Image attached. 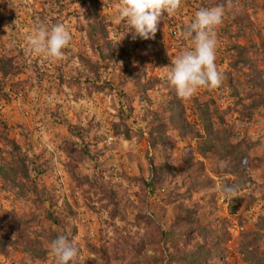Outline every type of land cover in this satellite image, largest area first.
Here are the masks:
<instances>
[{"label": "rangeland", "instance_id": "obj_1", "mask_svg": "<svg viewBox=\"0 0 264 264\" xmlns=\"http://www.w3.org/2000/svg\"><path fill=\"white\" fill-rule=\"evenodd\" d=\"M123 2L0 0V167L16 142L32 176L40 166L49 198L33 204L0 172V216L16 212L26 223L0 230L18 242L0 264H56L37 235L60 228L45 209L74 240L78 264H154L204 244V264H248L252 240L264 264V0H183L148 40L126 34ZM217 5L222 83L180 98L167 80L171 56L192 47L183 33L195 13ZM40 22L71 33L61 59L28 51ZM179 229L186 239L165 242L164 232ZM21 231L38 236L44 258L28 253Z\"/></svg>", "mask_w": 264, "mask_h": 264}, {"label": "clouds", "instance_id": "obj_2", "mask_svg": "<svg viewBox=\"0 0 264 264\" xmlns=\"http://www.w3.org/2000/svg\"><path fill=\"white\" fill-rule=\"evenodd\" d=\"M183 0H124L118 18L123 21L127 33L144 40L153 39L163 19L174 15ZM167 13V17L164 16ZM223 5L200 8L193 20L185 26L183 35L191 38L192 47L171 56L167 80L183 99L194 96L198 89L217 88L222 83V73L215 63L218 45L216 29L223 23ZM71 33L63 23L50 27L38 23L28 37V51L44 58L59 60L63 50L70 46ZM51 254L56 264H78V249L73 239L58 235L51 241Z\"/></svg>", "mask_w": 264, "mask_h": 264}, {"label": "trees", "instance_id": "obj_3", "mask_svg": "<svg viewBox=\"0 0 264 264\" xmlns=\"http://www.w3.org/2000/svg\"><path fill=\"white\" fill-rule=\"evenodd\" d=\"M91 7L94 8V6H91ZM207 109L209 108H207L206 106L203 107L202 112L204 111L206 113ZM201 117L205 119L203 113L201 114ZM208 122L209 123L206 124V128H205L206 131L208 132V136L210 135L215 136L216 134H218V131H216L215 128L213 127L214 123L210 119H208ZM225 133L229 137L228 132L225 131ZM127 137L128 138L130 137V131H127ZM12 144L14 148L13 151L15 154H13L11 161H9L8 163H5L4 166L0 167L1 175L3 176L4 179L12 180V183L20 189L19 193L22 196H25V195L33 196L34 197V200L32 201L33 204L39 203V205H43L46 202V198L47 199L49 198L47 197L48 192L46 188L42 187V185L40 186V184L38 183L39 178L41 176V170L39 168L40 166L35 169L33 168L34 174L32 176L30 172L31 171L30 166L27 164V162L31 159L29 158L27 154H24L22 152V148L16 142L12 141ZM208 149H209V152H214L213 150L215 148L211 144V146H208ZM243 156L246 157L244 152H243ZM32 165H34V163ZM231 171L233 172L232 169ZM236 185H238V187H244L245 182L243 180H239V181H236ZM233 190H234V187L231 189V192ZM231 210L232 212H234V208H232ZM45 217L48 218V221H51L54 224L60 226L58 230L41 228L40 229L41 234H37L40 238L42 237V240L46 238V240H48V242L51 244V241L54 240L58 235H65L64 229H63L64 226L61 224L58 218H56L54 214L51 212V210L49 209H45ZM188 219H189V216L183 220H188ZM22 223L26 225L23 219H21V217H19V215L16 212L7 213L4 216H0V230L6 227L12 230H15L19 227H22L23 226ZM187 233H188L187 229H181V230L179 229L177 237H175L176 236L175 232L173 233V230H171L169 232H164L163 238L165 242L169 241L173 243V239H178V240H181L183 238L186 239ZM21 234H23V231L19 232V235H20L19 238L25 241L26 247H27L26 250L28 251V253H31L34 257L40 258V259L44 258L47 255V252H44V250H42L41 240H39L38 236H33V237L26 236L24 238V236H22ZM256 240L258 241V239ZM188 242L189 240H186L185 244H188ZM17 243L18 242L13 240V238H11L10 236L0 233V253L6 254L7 250L10 247L12 246L17 247ZM252 245H253V240H252ZM252 245L247 243L243 246L244 255L246 257L248 264H256L258 262L255 260V257L253 254V252L255 253V250L251 249ZM35 246L37 247V249L35 248ZM204 246L205 247L202 250H198L195 252H192V251L183 252V249H179L178 254L182 252V255H179V258H177L178 254L174 255L172 251H169L170 254L172 253L170 258L161 260V257H159L157 261H154V264H164L165 260H168L167 262L168 264H173L175 260L180 261L181 264H204V261H205L204 258L211 255V252L207 249L206 244H204ZM174 247H176V245H174ZM222 251L223 250L221 249V252ZM156 255L157 254H155L153 258H157ZM188 258L190 259L189 263H187ZM151 262L152 261L148 263H151ZM105 264H108V263H105Z\"/></svg>", "mask_w": 264, "mask_h": 264}, {"label": "built area", "instance_id": "obj_4", "mask_svg": "<svg viewBox=\"0 0 264 264\" xmlns=\"http://www.w3.org/2000/svg\"><path fill=\"white\" fill-rule=\"evenodd\" d=\"M112 139H113L112 137H111V138H109V141H112Z\"/></svg>", "mask_w": 264, "mask_h": 264}]
</instances>
